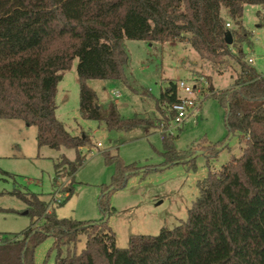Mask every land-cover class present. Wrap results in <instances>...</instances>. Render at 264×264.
Listing matches in <instances>:
<instances>
[{
	"label": "trees",
	"instance_id": "trees-1",
	"mask_svg": "<svg viewBox=\"0 0 264 264\" xmlns=\"http://www.w3.org/2000/svg\"><path fill=\"white\" fill-rule=\"evenodd\" d=\"M245 5L264 9V0H0V122L17 120L35 127L38 147L76 152L73 162L63 157L55 165V185L61 167L74 175L83 162L80 150L90 144L88 136L70 135L55 117L58 78L74 60L83 120L118 132L165 130L174 118L176 83L169 82L157 100L168 108L165 126L137 115L123 119L114 103L99 105L87 87L95 80L125 83V40L185 42L219 75L226 72L224 59L232 60L239 67L234 83L211 92L225 109L227 137L199 151L207 159L216 158L229 135L238 136L243 146L240 157H231L198 182V197L183 223L161 229L157 236L131 237L126 249L116 247L105 196L122 189L129 177H145L161 166L188 164L195 169L194 151L177 152L176 136L161 134L164 162L158 167L125 165L117 156L104 154L115 172L102 189L111 188L99 200L100 220L58 219L48 212L49 203L14 191L11 195L26 205L31 223L20 234L0 236V264H34L35 250L47 238L53 239L54 264H264V76L244 62L241 50L232 52L237 44L251 46L241 24ZM222 8L236 30L225 27ZM227 32L231 46L225 43ZM0 175L11 177L1 170ZM72 192V185L64 188V201ZM81 237L84 247L76 252Z\"/></svg>",
	"mask_w": 264,
	"mask_h": 264
},
{
	"label": "rangeland",
	"instance_id": "rangeland-1",
	"mask_svg": "<svg viewBox=\"0 0 264 264\" xmlns=\"http://www.w3.org/2000/svg\"><path fill=\"white\" fill-rule=\"evenodd\" d=\"M221 16L229 24V27L225 25L226 28L237 29L224 8ZM241 24L250 34L251 46L237 44L232 52L236 54L241 50L245 54L244 62L264 76V9L245 5ZM124 48L128 56L124 68L125 83L87 82V87L96 93L99 105L104 107L114 103L123 119L137 115L154 122L161 120L160 125L165 126L168 108L161 103L158 105L157 100L169 82L182 81L199 91L196 98L200 109L196 118H189L173 134L177 152L194 151L191 158L195 169L188 164L161 166V170L145 177L141 174L129 177L122 189L105 196L110 213L107 224L119 249H126L131 237L157 236L161 229L170 230L183 223L198 197V182L209 172L220 170L231 157H240L243 148L238 136H234L216 158L207 159L199 151L201 147L213 146L227 137L225 109L211 97V92L226 90L234 83L239 67L232 60L224 59L228 64L226 72L219 75L212 64L201 60L185 42L125 40ZM248 59L253 60L252 65ZM77 64L78 61L74 60L71 68L59 76L61 79L58 80L55 97V117L65 130L72 136L86 135L90 139V144L80 150L83 162L73 176L68 174L66 167H61L57 185L54 184L55 165L63 157L73 162L76 157L74 150L38 147L35 127H28L17 120L0 122V170L11 176L0 175V236L20 234L31 223L30 218L24 215L26 205L11 195L14 191L33 194L49 203L48 212H53L58 219L97 221L102 218L99 200L111 190L103 192L102 189L110 185L115 172V164L107 163L104 154L117 156L125 165L136 164L139 167H158L164 162L160 137L162 133L168 134L164 129L141 127L131 131H107L102 123L80 117ZM69 185L73 186V192L64 201V188ZM58 196L60 202L51 204ZM52 243L53 239L47 238L36 248L34 264H54L56 252L51 250ZM84 243L85 238L81 237L76 252H80Z\"/></svg>",
	"mask_w": 264,
	"mask_h": 264
},
{
	"label": "built area",
	"instance_id": "built-area-1",
	"mask_svg": "<svg viewBox=\"0 0 264 264\" xmlns=\"http://www.w3.org/2000/svg\"><path fill=\"white\" fill-rule=\"evenodd\" d=\"M227 27H229L228 24ZM248 63L252 65L253 60L248 59ZM176 87L178 93L181 92L182 96L179 95L178 101L171 106L174 118L170 121L168 128L164 130L165 133L168 132V135H173L178 129L182 128L189 118H196L200 109V102L196 98V94L199 91L196 90L195 86L191 87L187 83L180 81L176 83ZM115 95L118 97V94ZM97 147H101V145L97 144ZM59 197L55 198L51 204H54L55 201L59 203Z\"/></svg>",
	"mask_w": 264,
	"mask_h": 264
},
{
	"label": "water",
	"instance_id": "water-1",
	"mask_svg": "<svg viewBox=\"0 0 264 264\" xmlns=\"http://www.w3.org/2000/svg\"><path fill=\"white\" fill-rule=\"evenodd\" d=\"M225 43H226L227 46H231L232 43H233L232 36H231L230 32H227L226 35H225ZM60 79H61V77L58 78V80H60ZM210 90H212V87H210ZM231 138H232V135H229V137L227 138V140L225 141V143L221 147V149H223L229 143ZM196 156H197V154L195 156H193V158H195ZM24 215H26V212L24 213Z\"/></svg>",
	"mask_w": 264,
	"mask_h": 264
}]
</instances>
